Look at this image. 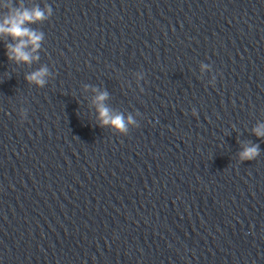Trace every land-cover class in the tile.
Returning a JSON list of instances; mask_svg holds the SVG:
<instances>
[{"label":"water","instance_id":"obj_1","mask_svg":"<svg viewBox=\"0 0 264 264\" xmlns=\"http://www.w3.org/2000/svg\"><path fill=\"white\" fill-rule=\"evenodd\" d=\"M9 3L52 15L0 36V264H264V0Z\"/></svg>","mask_w":264,"mask_h":264},{"label":"clouds","instance_id":"obj_2","mask_svg":"<svg viewBox=\"0 0 264 264\" xmlns=\"http://www.w3.org/2000/svg\"><path fill=\"white\" fill-rule=\"evenodd\" d=\"M8 9L3 20L0 21V36L10 37L15 43L13 46L7 47L8 60L17 64L23 63L31 65L34 61L39 60V56L35 55L38 52L43 33L37 32L29 27V25L40 23L52 15V9L46 7L28 8L23 5L12 7L11 3L6 4ZM205 66H202V68ZM48 75L47 67H41L25 77L29 84H34L43 87L46 83ZM108 98V94L103 92L99 94L94 103L97 106L98 120L101 127H110L116 132L126 135L130 125L135 124V120L131 115L125 119L122 114L113 113L104 105V101ZM253 134L258 139H264V125H258L253 129ZM260 155L259 145H246L243 151L239 154L241 162L253 161Z\"/></svg>","mask_w":264,"mask_h":264}]
</instances>
